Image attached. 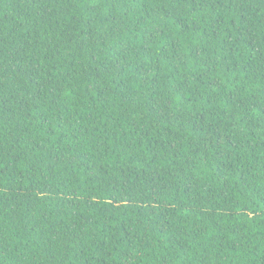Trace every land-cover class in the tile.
I'll return each mask as SVG.
<instances>
[{
    "label": "trees",
    "instance_id": "obj_1",
    "mask_svg": "<svg viewBox=\"0 0 264 264\" xmlns=\"http://www.w3.org/2000/svg\"><path fill=\"white\" fill-rule=\"evenodd\" d=\"M0 264H264V0H0Z\"/></svg>",
    "mask_w": 264,
    "mask_h": 264
}]
</instances>
